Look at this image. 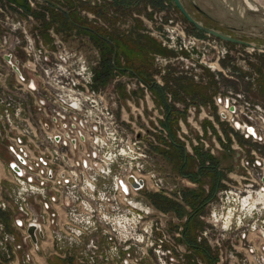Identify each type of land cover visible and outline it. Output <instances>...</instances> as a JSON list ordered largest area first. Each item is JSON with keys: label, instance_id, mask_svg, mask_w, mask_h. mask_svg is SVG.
<instances>
[{"label": "built area", "instance_id": "obj_1", "mask_svg": "<svg viewBox=\"0 0 264 264\" xmlns=\"http://www.w3.org/2000/svg\"><path fill=\"white\" fill-rule=\"evenodd\" d=\"M83 2L95 7L101 1ZM165 14L160 11L150 20L162 27L164 48L190 55L201 49L202 40L185 35L180 22L166 20ZM55 45L58 50L48 52L33 49L31 44L32 63L26 65L34 79L21 86L18 94L3 91L0 96V138L10 155L6 166L9 184L6 188L0 185V253L9 259L22 247L14 244L2 218L11 210V225L32 250L46 235L55 255L65 257L75 250L85 264H187L189 246L184 231L188 216L154 213L138 198V192L162 193L186 209L182 187L195 186V182L186 177L173 182L170 173L158 170L141 133L131 136L117 122L112 109L115 102L109 103L113 97L108 99L105 90L93 87L87 58L60 42ZM201 54L204 58L205 53ZM6 56L11 60V54ZM131 85L125 87L129 96L135 87ZM27 93L32 104L27 103ZM214 101L232 131L264 144L259 132L264 130V106L248 101L244 94L218 96ZM159 129L168 136L165 128ZM231 147L240 171L220 180L224 186L206 204L208 213L199 217L206 225L197 232L196 243L206 242L211 248V238L220 231L221 239L214 241L219 251L216 264L223 262L220 241L230 248V264H264V157L256 150ZM231 176L236 184L229 183ZM130 178L142 181V186L134 187ZM30 225L37 227L36 244L27 234ZM30 261L26 252L23 264Z\"/></svg>", "mask_w": 264, "mask_h": 264}, {"label": "rangeland", "instance_id": "obj_2", "mask_svg": "<svg viewBox=\"0 0 264 264\" xmlns=\"http://www.w3.org/2000/svg\"><path fill=\"white\" fill-rule=\"evenodd\" d=\"M98 1L101 2L91 7L89 2L83 0H10V2L3 0L7 9L1 7L3 5L0 1L2 8L0 10V96L3 91L6 92L5 94L9 92L10 95H16L21 86L23 87L28 80L34 79V75L32 76L26 65L28 62L32 63L28 54L31 52V44L33 49L41 48L54 52L58 50L55 42H60L67 50L81 53L87 58L92 66L93 87L105 90L108 99L113 97L109 103L115 102L112 109L117 122L127 128L131 136H134L136 131L138 134L141 133L154 166L162 172L170 173L173 182H178L174 180L183 177L176 169L180 162L175 154L180 150L185 152L186 165L196 154H207L208 159L212 154L211 150L219 147L212 142L215 137L219 138L220 148L222 147L228 155L234 153L231 146L236 145L247 152L259 151L264 157V144L245 139L240 131H232L230 125L220 117V108L214 101L218 96L235 97L236 94H244L248 101L264 106V51L214 40L208 38L206 34L196 35L191 24L170 0H109L106 3L105 0ZM182 1L189 13L205 26L214 27L222 32H226L222 28L226 24L243 27L246 36L258 35L257 43H264V0ZM191 1L195 2L201 11L197 10ZM147 7H150V10ZM160 11L166 12L164 15L166 20L173 19L175 22H180L185 35L202 40V43L198 42L201 44V49L193 50L190 55L187 51L164 48L163 39L161 40L164 38L162 27L150 23V20H154L152 16ZM134 14L137 17H134ZM212 19L218 23V26L212 22ZM105 39L118 45V54L115 57L118 67L129 70L112 69L111 76L104 79L100 74H102V63L107 58L103 48L107 47ZM130 48L134 54L131 53ZM201 53H205L204 58ZM10 54L12 58L7 62L5 56ZM126 84H132L131 87L135 85L134 89L130 90V96L125 92ZM157 86L164 90V98L157 92ZM187 89L201 91L204 96L202 102L194 101L190 95L185 94ZM167 94L170 100L166 97ZM26 95L27 103L32 104L30 94ZM166 105L171 107L168 128L163 123L167 113ZM193 108V112L189 111ZM183 114L187 121L182 129L178 120L179 117L183 118ZM32 117L36 119L35 114H32ZM131 118L135 119L132 121ZM157 126L165 128L168 136L164 137ZM153 128L154 132L151 130ZM182 130L186 133L182 134ZM259 130L264 136V130ZM194 140L197 145H194ZM204 142L208 147L204 146ZM0 144L6 149V142L1 138ZM168 152L171 156L169 162L163 160ZM192 162L189 170H193L194 165L198 164L195 159ZM231 170L232 167H228L224 169L225 172L221 171L220 180L227 178ZM209 176H204L199 183L195 182V186H183L182 196L190 197L194 193L201 194V192H204V196H211L213 181ZM228 180L230 184H236L234 176ZM8 184L9 182L4 188ZM220 185L217 190L224 186L221 183ZM150 197L160 200L164 198L167 203H171L172 208L169 209L170 211H162L151 203ZM138 198L152 207L154 213H177L181 210L187 215L194 210L186 203L185 209L174 199L151 190H140ZM207 210L205 205L196 213L198 228L206 225L199 217L208 213ZM7 215L12 223L11 210ZM9 232L13 235L14 244H20L22 247L9 259L0 253V264H23L26 252L30 254L29 264L32 262L33 264H85L75 250L65 257L55 255L49 236L45 235L41 241L39 240L38 250L36 248L32 250L24 235L12 225ZM220 233L217 231L214 234L211 238L212 247H209V252L215 261H218L219 251L214 241L221 239ZM219 244L223 259L219 264H230L229 246L225 241H220ZM188 248L187 264H213ZM237 256L239 261L241 256L240 254ZM38 257L42 260H38Z\"/></svg>", "mask_w": 264, "mask_h": 264}, {"label": "trees", "instance_id": "obj_3", "mask_svg": "<svg viewBox=\"0 0 264 264\" xmlns=\"http://www.w3.org/2000/svg\"><path fill=\"white\" fill-rule=\"evenodd\" d=\"M10 2V0H7ZM122 5V4H121ZM119 4V6H121ZM124 5V4H123ZM192 26V25H191ZM192 30L193 33H195L196 35H203L202 32L196 30L193 26H192ZM101 38H103V36H101ZM105 44L107 45V47H103L104 50L106 51V55L107 58L104 59L103 63H102V69H101V73L100 76L101 78L104 77H109L111 76V71H113L114 69H120L122 71H127L129 70L128 68H119L118 64L115 61V57L118 54V45L115 44V42L110 41V40H104ZM130 51L132 54V48H130ZM109 55H112L111 57H109ZM133 57H136L135 55H132ZM132 62V59L130 60ZM113 69V70H112ZM132 71V70H130ZM185 94H188L192 97V99L194 101L197 102H202L201 99L204 98V96L202 95L201 91H197V90H190L187 89L185 92ZM204 100V99H203ZM205 102V101H204ZM170 109L171 111V107L170 106H165V110L168 111ZM168 128V125H165ZM170 131V130H169ZM172 136V135H171ZM173 144H175V146H177L176 142L174 143V141H172ZM179 147V146H177ZM180 148V147H179ZM175 156L177 157V159L179 160L181 158L179 152L175 154ZM202 157V156H201ZM187 156L182 155V159L181 162L178 166H176L177 171L179 174H181L182 176L188 178L189 180L199 183L202 178L204 176H209L212 178L213 181V186L211 187V189L213 190L212 195L208 196L205 195L204 196V192H201V194H192L193 196L187 197L185 194V196L183 197L185 203L187 205H189L192 210L189 214H187L188 216V220L185 224V231L184 234L188 235L185 237V242L187 243V245L193 250L194 253H197L198 255L200 254L202 257H205L208 261H210L211 263L213 262V264H215V258H213L209 252V247L204 245V244H197L196 243V237H193L192 235V231L195 230L196 226H198V221H197V212L202 210L204 208V206L210 201L212 200V198L215 195L216 190L221 187L219 180H220V174L216 171V167L214 166V163L211 162L208 166H205L204 163L199 164V166L197 167V170H189L191 167V163L192 159L190 158L189 163L187 162L186 165V160ZM207 159V158H206ZM204 160V158H202V161ZM204 162V161H203ZM186 165V166H185ZM215 190V191H214ZM150 201L151 203L157 207L158 209L162 210V211H170L169 209L172 208L171 203H167L166 200L163 198L162 200L157 199L155 197H150ZM176 211V210H175ZM179 216L183 215L184 212H178L177 213ZM194 218L193 221H191ZM194 224V225H193Z\"/></svg>", "mask_w": 264, "mask_h": 264}, {"label": "crops", "instance_id": "obj_4", "mask_svg": "<svg viewBox=\"0 0 264 264\" xmlns=\"http://www.w3.org/2000/svg\"><path fill=\"white\" fill-rule=\"evenodd\" d=\"M157 88V92L164 98V90L161 88V87H156ZM170 109L167 111V113H165V121L163 122L164 125H168V121H169V118H170ZM179 115H182L179 113ZM183 118L179 117V120H178V123H179V127L183 129V126H184V123L187 121L185 119V115L183 114L182 116ZM172 119H175L172 117ZM166 127V126H165ZM167 128V127H166ZM181 130V129H180ZM215 141L212 140L213 143H216L217 144V147L218 149L216 148L212 154H210V156L207 158V154H204V155H198L196 154V158H198V164H195L194 165V168L193 170H197V167L199 166V164L201 163H205L206 161L209 162V164L211 162L214 163V166L216 167V171L220 174L221 176V171H224L225 168H228V167H232V170L229 171L231 173H238L240 171L239 169V165H238V162L236 160V154L233 153L232 155H228L224 149H222V147L220 148V143H219V138L217 139L216 137L213 138ZM182 149V148H181ZM173 154V153H172ZM181 158L178 160V162H181V159H182V155L185 156V152L181 151L179 152ZM170 155V152L167 153V156L163 158V160H167V162H169L171 156ZM202 156V157H201ZM202 158H204V162L202 161ZM192 160L195 159V158H191ZM10 161V155L7 153L6 149L4 148V146H2L0 144V185L2 187H4L8 181L10 180V176L8 175V172H7V163ZM196 161V160H195ZM229 163V164H228ZM224 168V169H223ZM225 172V171H224ZM184 177V176H183ZM207 177V176H205ZM221 178V177H220ZM224 179V178H223ZM2 218H3V221L7 227L8 230L11 229V221L7 215V213H4L2 214ZM193 221V219L191 220ZM194 225V224H193ZM199 226H196L195 230L192 231V235L193 237L196 236L197 232L201 229V228H198ZM184 236H188L186 234H184ZM38 250V249H37ZM42 260V258H39L38 257V260Z\"/></svg>", "mask_w": 264, "mask_h": 264}, {"label": "water", "instance_id": "obj_5", "mask_svg": "<svg viewBox=\"0 0 264 264\" xmlns=\"http://www.w3.org/2000/svg\"><path fill=\"white\" fill-rule=\"evenodd\" d=\"M174 6L177 8V10L180 12V14L185 18V20L190 23L196 30L202 32L203 34L215 37L221 41L228 42V43H233V44H239L243 45L245 47L251 48V49H259L264 51V43L258 44L254 42H245L239 39L233 38L230 34L227 32H222L214 27H208L205 26L202 22L197 21L186 9L184 3L182 0H171ZM191 4L199 11H201L198 6L195 4V2L191 1ZM5 60L7 62H10V56H6ZM16 72L18 70L16 67H13ZM236 160H237V155H236ZM13 170L15 172H19L18 169L15 166H12ZM129 183L133 185L134 187H140L142 186V181H139L136 183L132 178H130ZM36 229L37 227L35 225H30L27 229V234L29 235L31 241L36 244L37 243V237H36ZM39 236L42 237V233L39 232Z\"/></svg>", "mask_w": 264, "mask_h": 264}, {"label": "flooded vegetation", "instance_id": "obj_6", "mask_svg": "<svg viewBox=\"0 0 264 264\" xmlns=\"http://www.w3.org/2000/svg\"><path fill=\"white\" fill-rule=\"evenodd\" d=\"M212 22L218 26V23L216 21H214L213 19H212ZM222 28L235 39H239V40H242L245 42H254V43H257V41H258V39H257L258 35L251 34L250 36H252V37L246 36L247 34L245 33V30L243 27H236V26H233L230 24L229 25L226 24ZM231 44H233V43H231ZM235 45H239V44H235ZM239 46H243V45H239ZM243 47H245V46H243ZM245 48H248V47H245ZM252 50L262 51L259 49H252Z\"/></svg>", "mask_w": 264, "mask_h": 264}]
</instances>
